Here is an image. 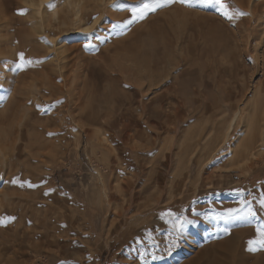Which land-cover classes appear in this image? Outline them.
Here are the masks:
<instances>
[{
  "label": "rangeland",
  "instance_id": "374dc122",
  "mask_svg": "<svg viewBox=\"0 0 264 264\" xmlns=\"http://www.w3.org/2000/svg\"><path fill=\"white\" fill-rule=\"evenodd\" d=\"M0 1V264H264V0Z\"/></svg>",
  "mask_w": 264,
  "mask_h": 264
},
{
  "label": "bare ground",
  "instance_id": "6f19581e",
  "mask_svg": "<svg viewBox=\"0 0 264 264\" xmlns=\"http://www.w3.org/2000/svg\"><path fill=\"white\" fill-rule=\"evenodd\" d=\"M44 0H39L38 1V3L37 2H31V6H33V9H34V11H36V14H39V24H40V22L42 21H44V18H45V13L43 14V12H42V10H44L45 9V7L44 8H42V10H41V5L44 3L43 2ZM239 1V0H238ZM248 1V0H247ZM60 2V1H59ZM62 2V1H61ZM83 2L85 3V1H82V0H65V5H63L62 6V11H60V12H63V13H65V15H62L58 10H57V8L55 7L54 8V10H53V8H52V10L54 11L53 12V14L52 15H50L51 16V18L53 19H56L55 20V22L56 23H54V24H56V27H54L55 28V30L57 29V30H59L58 32H65V31H69V29L71 28L70 26H71V24H68V23H81V21L83 20V18H82V16H84L83 15V13H84V11L83 10H85L84 8H85V6H84V4H83ZM90 2V1H89ZM241 2V1H240ZM48 3V2H47ZM50 3V2H49ZM46 4V3H45ZM85 5H87V4H85ZM88 5H89V3H88ZM52 6V5H51ZM51 8V7H50ZM89 9V8H88ZM4 5L3 4H1V1H0V15L1 14H3L4 13ZM2 17H4V15L2 16ZM7 19V18H6ZM48 19H49V17H48ZM3 19L2 18H0V21H2ZM5 20V19H4ZM68 20H70L71 22H67ZM8 21V20H7ZM52 21V20H51ZM85 23V22H84ZM49 24V23H48ZM51 24V23H50ZM53 24V23H52ZM61 25V26H60ZM54 26V25H53ZM82 26H83V24H82ZM81 27V26H80ZM42 28V27H41ZM85 28V27H84ZM51 33L53 34V35H56V33L57 32H54L53 31V29H51ZM87 31V30H86ZM135 31V30H134ZM132 35V34H131ZM34 37V36H33ZM33 37H32V39H33ZM36 37V36H35ZM112 54V53H111ZM10 62V61H9ZM75 62V61H74ZM58 64V63H57ZM6 69V68H5ZM121 73V72H120ZM15 84V83H14ZM17 90V87H16V89H13V91L15 92ZM11 97V96H10ZM14 97H15V95H13V97L10 99V101L8 102V103H6L5 105H4V110L3 111H5V110H8V109H13V108H15L16 109V107L17 106H19L20 107V104L19 105H16V101H14L13 99H14ZM77 97V96H76ZM8 101V100H7ZM18 101V100H17ZM19 101H21V100H19ZM23 104H24V102L22 103V107H23ZM16 105V106H15ZM11 109V110H12ZM0 111H2V110H0ZM2 111V112H3ZM15 111V110H14ZM252 111V110H251ZM2 112H1V114H2ZM19 112H21V111H19ZM15 113V112H14ZM238 114H239V111L235 114V116H234V120H232L231 122H230V124H229V126H228V130H230V132H232V130L234 129V125H235V122H237L236 121V118H237V116H238ZM249 114H251V113H249ZM23 115V114H22ZM242 115V114H241ZM19 116V115H18ZM23 117H24V115H23ZM22 117V118H23ZM18 118V117H17ZM16 118V119H17ZM249 119L247 118V120L245 119V128H244V130H243V132H247V131H249V129H250V127H249V121H248ZM252 120V119H251ZM19 121V120H18ZM3 122V121H2ZM12 122V121H11ZM251 123V122H250ZM10 124V123H9ZM12 125V124H11ZM1 126H2V124H1ZM4 126V125H3ZM2 126V127H3ZM261 127V126H260ZM3 129V128H2ZM4 130V129H3ZM22 130V129H21ZM5 131V130H4ZM3 131V132H4ZM0 132H1V130H0ZM21 132V134H20V137H19V139H20V141H22L23 142V140H25V135H24V132H23V130L22 131H20ZM261 132V131H260ZM227 133V132H226ZM16 134V133H15ZM223 134H225V133H223ZM255 134H256V132L255 131H251V139L255 136ZM3 135V134H2ZM1 135V136H2ZM12 135H13V133H12ZM226 135V134H225ZM228 135V134H227ZM226 135V136H227ZM4 137V136H3ZM2 137V138H3ZM224 139H225V137H224ZM223 139V140H224ZM2 141V139L0 140V144L1 143H3V142H1ZM35 144V143H34ZM1 147V146H0ZM4 152V151H3ZM4 154V153H3ZM18 154V153H17ZM15 159H17V158H15ZM23 164V163H22Z\"/></svg>",
  "mask_w": 264,
  "mask_h": 264
},
{
  "label": "snow or ice",
  "instance_id": "6c2138e0",
  "mask_svg": "<svg viewBox=\"0 0 264 264\" xmlns=\"http://www.w3.org/2000/svg\"><path fill=\"white\" fill-rule=\"evenodd\" d=\"M175 2V0H152L151 3H145L143 5V9L139 10V18L143 19L146 11H155L157 8L164 6L165 4H170ZM180 3H193V2H202V3H215L219 5L220 9L224 11V15L227 16L229 19L232 18V14L227 10V6L221 2V0H179ZM27 10L23 9L19 11V14H24ZM137 11V10H134ZM237 15H246V13L237 11ZM21 63L18 65L20 68H24L27 65L32 64L33 62L31 60H25L24 54H20ZM12 183H18L17 180H13ZM29 187H33L34 185L30 184ZM262 204H264V201H262ZM234 210H229V212H233ZM249 215H255V213L251 212L249 210ZM15 217H4L0 218V224L5 223V221H11L14 220ZM258 232L261 236V239L259 241H250V244H258L260 248H264V230L258 229ZM252 250H257L256 248H253Z\"/></svg>",
  "mask_w": 264,
  "mask_h": 264
}]
</instances>
